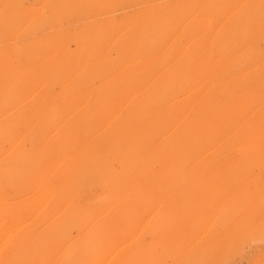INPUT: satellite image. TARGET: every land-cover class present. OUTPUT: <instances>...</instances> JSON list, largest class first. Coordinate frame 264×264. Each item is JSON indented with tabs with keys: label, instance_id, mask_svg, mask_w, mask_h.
Here are the masks:
<instances>
[{
	"label": "rangeland",
	"instance_id": "1",
	"mask_svg": "<svg viewBox=\"0 0 264 264\" xmlns=\"http://www.w3.org/2000/svg\"><path fill=\"white\" fill-rule=\"evenodd\" d=\"M0 264H264V0H0Z\"/></svg>",
	"mask_w": 264,
	"mask_h": 264
},
{
	"label": "bare ground",
	"instance_id": "2",
	"mask_svg": "<svg viewBox=\"0 0 264 264\" xmlns=\"http://www.w3.org/2000/svg\"><path fill=\"white\" fill-rule=\"evenodd\" d=\"M215 13V12H214ZM185 27V26H184ZM24 44V43H23ZM23 97V96H22ZM19 109V108H18ZM66 114H68V113H66ZM15 151V150H14ZM162 232V231H161Z\"/></svg>",
	"mask_w": 264,
	"mask_h": 264
}]
</instances>
